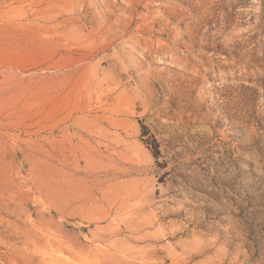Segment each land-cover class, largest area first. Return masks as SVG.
<instances>
[{
  "label": "rangeland",
  "instance_id": "1",
  "mask_svg": "<svg viewBox=\"0 0 264 264\" xmlns=\"http://www.w3.org/2000/svg\"><path fill=\"white\" fill-rule=\"evenodd\" d=\"M0 264H264V0H0Z\"/></svg>",
  "mask_w": 264,
  "mask_h": 264
},
{
  "label": "trees",
  "instance_id": "2",
  "mask_svg": "<svg viewBox=\"0 0 264 264\" xmlns=\"http://www.w3.org/2000/svg\"><path fill=\"white\" fill-rule=\"evenodd\" d=\"M157 154H158L157 148L155 145H153V155L157 156Z\"/></svg>",
  "mask_w": 264,
  "mask_h": 264
}]
</instances>
